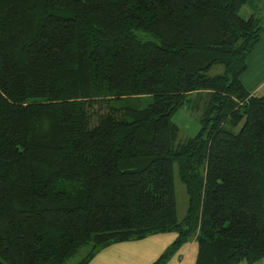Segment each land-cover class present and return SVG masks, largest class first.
<instances>
[{
    "label": "trees",
    "instance_id": "trees-1",
    "mask_svg": "<svg viewBox=\"0 0 264 264\" xmlns=\"http://www.w3.org/2000/svg\"><path fill=\"white\" fill-rule=\"evenodd\" d=\"M257 1L0 0L2 264L82 246L88 264L168 232L152 264L193 237L195 264L264 257V96L241 81ZM192 97L200 128L179 142L172 116Z\"/></svg>",
    "mask_w": 264,
    "mask_h": 264
},
{
    "label": "crops",
    "instance_id": "crops-1",
    "mask_svg": "<svg viewBox=\"0 0 264 264\" xmlns=\"http://www.w3.org/2000/svg\"><path fill=\"white\" fill-rule=\"evenodd\" d=\"M257 3L254 4L256 12ZM252 14V10L247 11ZM261 20L260 14H257ZM241 81L252 95L264 96V35L246 59ZM175 232L159 233L141 240L124 241L101 249L88 264H152L175 240ZM197 244L195 238L184 243L166 264H195Z\"/></svg>",
    "mask_w": 264,
    "mask_h": 264
},
{
    "label": "rangeland",
    "instance_id": "rangeland-1",
    "mask_svg": "<svg viewBox=\"0 0 264 264\" xmlns=\"http://www.w3.org/2000/svg\"><path fill=\"white\" fill-rule=\"evenodd\" d=\"M248 10L253 11L251 6L249 5L243 6L239 10V15L245 18ZM256 14H260L261 16L260 24L264 25V0L257 1ZM193 99L195 98L192 97L190 100H188L185 106L178 109L172 116L173 122L177 125L179 129L178 131L179 142H184L185 140L193 137L200 128L199 118L202 113V108ZM146 103H148V100L145 101L143 105H145ZM174 184H175L177 218L178 220H182L186 215L187 206H188V196L185 186L178 177L176 166H175ZM87 249L88 247L86 246H82L81 248H79V250L74 255H72L65 261V264H77L84 257ZM0 264L2 263L0 262ZM238 264H247V263L245 261H242ZM255 264H264V257L258 260Z\"/></svg>",
    "mask_w": 264,
    "mask_h": 264
}]
</instances>
